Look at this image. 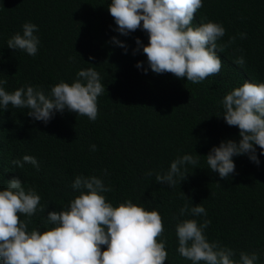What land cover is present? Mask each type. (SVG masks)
<instances>
[{"label":"trees","instance_id":"1","mask_svg":"<svg viewBox=\"0 0 264 264\" xmlns=\"http://www.w3.org/2000/svg\"><path fill=\"white\" fill-rule=\"evenodd\" d=\"M202 2L193 25H222L225 35L217 45L225 47L217 50L220 73L193 84L152 72L142 47L134 54L137 38L147 45L148 34L142 28L127 36L116 31L108 11L111 0H0V80L7 81L6 91L33 86L49 94L52 86L73 83L87 68L99 73L104 87L95 121L65 110L46 124L26 109L0 110V190L7 180L19 178L26 191L32 188L40 195L44 208L31 217L29 230L52 227L45 223L47 213L66 208L79 195L72 188L75 178L96 176L111 188L103 195L114 207L131 200L159 212L165 264H192L177 252L176 225L186 219L210 220L205 229L209 242L233 249L236 260L240 252H255L256 264H264V150L257 146L259 165L247 155L234 156L235 172L228 179L206 163L214 146L241 139L238 127L222 117L223 97L245 81L264 83V0ZM26 22L38 26L35 56L7 47ZM113 37L127 52L111 42ZM241 56L243 66L234 63ZM25 155L37 159L38 170L28 163L23 168L12 164ZM184 155L198 160L185 166L187 178H177L174 188L158 183L156 175ZM186 203L189 208L202 204L207 216H181Z\"/></svg>","mask_w":264,"mask_h":264},{"label":"clouds","instance_id":"2","mask_svg":"<svg viewBox=\"0 0 264 264\" xmlns=\"http://www.w3.org/2000/svg\"><path fill=\"white\" fill-rule=\"evenodd\" d=\"M202 7V0H111L108 11L121 35L141 28L148 34L147 45L137 38L134 54L142 47L152 72L171 73L178 79L199 84L220 73L222 60L217 50L223 52L225 47L217 45L225 35L222 25L215 22L193 25L195 14ZM37 31V25L26 22L22 33L8 39L7 47L35 56L39 45L34 34ZM245 35L241 34V38ZM234 40L235 37L230 38L229 43ZM111 42L127 52V46L118 38L113 37ZM234 63L243 66V56ZM136 66L141 68L143 62ZM144 71L147 73L148 69ZM6 83L0 80V110L26 109L28 116L46 124L57 112L65 110L95 121L97 99L104 92L94 68L79 71L71 84L64 81L55 84L49 94L33 86L8 92L3 87ZM221 103L223 119L229 126L238 127L241 139L214 146L206 156V163L221 179H228L235 172L234 156L247 155L252 162L260 163L257 146L264 150V83L245 81L227 93ZM91 148L95 151L96 146ZM25 163L39 169V162L30 155H25L22 161H12L20 168ZM197 163L192 155L179 157L171 162L166 173L156 175V181L174 188L177 178L181 182L187 178L185 166ZM72 188L79 195L66 208L47 213L45 223L52 227L29 230L31 217L44 211L41 197L32 188L26 191L19 178L7 180V187L0 190V264H165L168 253L166 240L159 239L164 234V225L158 211L146 210L131 200L114 207L103 195L111 188L96 176H77ZM189 213L194 217L207 216L202 204L189 208L186 203L180 215ZM22 215L27 219H21ZM210 223L207 219L202 223L196 219L177 223V252L181 257L192 264H256L259 256L255 252H240L236 260L233 249L209 242L205 229ZM105 245L106 250H102Z\"/></svg>","mask_w":264,"mask_h":264}]
</instances>
